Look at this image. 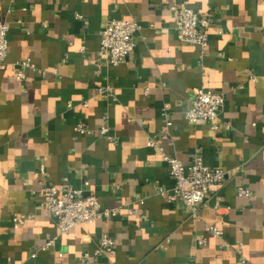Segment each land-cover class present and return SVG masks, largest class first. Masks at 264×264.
Returning a JSON list of instances; mask_svg holds the SVG:
<instances>
[{
	"label": "crops",
	"instance_id": "0c3cea01",
	"mask_svg": "<svg viewBox=\"0 0 264 264\" xmlns=\"http://www.w3.org/2000/svg\"><path fill=\"white\" fill-rule=\"evenodd\" d=\"M174 4L210 17L206 51L179 40ZM111 19L142 25L117 66L99 54ZM0 21L11 26L0 69V264H264V0H0ZM22 60L37 69L18 80ZM195 88L225 95L216 126L186 118ZM152 139L185 164L200 154L228 172L199 218L167 197L174 182ZM84 180L119 213L62 234L33 190ZM17 215L27 217L15 228ZM106 235L116 251L96 255Z\"/></svg>",
	"mask_w": 264,
	"mask_h": 264
},
{
	"label": "built area",
	"instance_id": "2783aa9c",
	"mask_svg": "<svg viewBox=\"0 0 264 264\" xmlns=\"http://www.w3.org/2000/svg\"><path fill=\"white\" fill-rule=\"evenodd\" d=\"M176 17V31L178 38L185 44L198 45L203 51H206L209 45V25L210 17L201 15L195 10L174 4L172 7ZM82 18V16H79ZM10 23L0 21V69L6 64L10 43ZM142 28V25L135 19H111L104 26L101 33V46L99 54L110 65L117 66L126 62L132 55L136 47L135 35ZM17 79L26 78L27 69H37V65L29 60H22L16 67ZM17 69V68H16ZM254 78V77H253ZM255 79V78H254ZM103 92L105 88H100ZM226 104V97L223 93L210 92L204 88H195L192 92L191 105L186 111V118L193 123L201 120L213 123L220 118ZM165 123L161 138L167 139L170 136V126L172 121L167 109L164 110ZM78 132L85 134L90 130L82 123L76 126ZM110 130L107 125L102 126L101 133L106 134ZM151 147L159 148L164 160L168 163L170 173L174 182L173 187L167 193L171 201L184 202L190 209V214L194 218H199L200 210L207 200L211 190L221 185L228 172L223 168H212L207 165L200 154L194 156L190 164H185L178 157L164 152L160 141L152 139L148 142ZM45 173L44 167L41 169ZM90 182L84 180L80 186L70 183L62 186L56 184H44L38 190H33L41 199L42 206L57 219L59 230L62 234L70 232L76 226L82 224H91L100 219H112L118 215V208H103L99 196L95 190L89 189ZM162 194L166 190L160 189ZM238 194L242 197L252 195L250 189L240 186ZM219 209V204L215 206ZM130 213L136 214L137 210L131 208ZM25 215H17L13 218L15 228L24 224ZM208 233L215 237H221L224 231L218 225H208ZM55 243V238L50 239L38 250H46ZM198 245L206 243V237L196 238ZM116 251V240L109 235L101 238L96 255L106 253L114 254ZM38 252L34 253V256ZM84 258L90 260L92 255L85 252Z\"/></svg>",
	"mask_w": 264,
	"mask_h": 264
}]
</instances>
